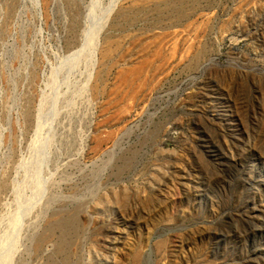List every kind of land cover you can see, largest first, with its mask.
Instances as JSON below:
<instances>
[{"label": "rangeland", "instance_id": "rangeland-1", "mask_svg": "<svg viewBox=\"0 0 264 264\" xmlns=\"http://www.w3.org/2000/svg\"><path fill=\"white\" fill-rule=\"evenodd\" d=\"M0 264H264V0H0Z\"/></svg>", "mask_w": 264, "mask_h": 264}]
</instances>
